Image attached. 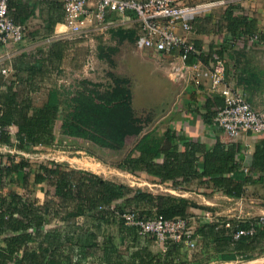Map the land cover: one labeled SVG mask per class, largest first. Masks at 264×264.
Listing matches in <instances>:
<instances>
[{"label":"trees","instance_id":"1","mask_svg":"<svg viewBox=\"0 0 264 264\" xmlns=\"http://www.w3.org/2000/svg\"><path fill=\"white\" fill-rule=\"evenodd\" d=\"M28 1L13 0L12 4L17 10ZM57 2L63 10L62 3ZM232 11L230 8L224 15L230 21L231 38L235 41L245 20L233 16ZM12 16L19 22L17 15ZM211 52L198 55L189 52L185 55L186 62L198 56L208 64ZM109 78L111 82L106 85L84 78L70 85V91L65 85H54L39 105L30 97L18 100L10 88L0 91V144L12 142L10 128L14 126L19 149L27 152L36 145L52 146L59 123L62 136L83 139L112 151L124 149L128 137L142 133L144 119L135 113L130 78L112 71ZM179 140L170 129L158 136L152 131L145 132L118 167L128 172L144 170L174 184L178 178L183 181L203 178L227 196L236 198L243 195L247 184L264 182L263 175L255 179L250 174L255 169L264 171V137L251 156L248 173L242 170L244 165L237 144L225 148L218 140L205 150L201 145L185 142L180 150ZM197 153L202 155L201 161ZM161 155L163 161L157 162ZM7 158L10 162L0 165V186L9 185L8 193L0 196V264H200L201 258L225 261L264 254L263 226H258L254 234L232 237L237 228H247L257 217L240 222L221 218L218 222L199 224L192 235H199L202 252H192L190 260L179 259L178 245L183 242L172 239L165 241L167 248L162 254H154L146 244L153 242V237L139 236L135 228L125 226L120 218L118 230L126 239L105 234L107 225L117 219L105 205L122 198L123 202L116 205L119 211L129 207L141 217L160 215L172 219L187 218L186 208L194 203L170 193L135 190L89 171L63 169L62 164L55 162L40 163L33 174V183L51 181L60 200L39 203L31 196L33 189L26 187L31 173L27 160L20 157L16 161L9 155ZM16 186L23 187L24 192H17ZM79 217L87 218L91 225L82 228ZM226 220L229 227L224 225Z\"/></svg>","mask_w":264,"mask_h":264},{"label":"crops","instance_id":"2","mask_svg":"<svg viewBox=\"0 0 264 264\" xmlns=\"http://www.w3.org/2000/svg\"><path fill=\"white\" fill-rule=\"evenodd\" d=\"M10 1V15H17V21L25 26L26 36L23 42L12 48L0 45V91L5 92L10 88L18 100L30 97L35 105H39L45 100L50 88L54 85H64L70 75H79L83 79L89 80L96 79L100 72L96 69L97 65L100 67L108 63H118L117 67H110V71L125 75L130 78V81L136 76L134 74L136 67L134 58L137 65H143V60H138V52L142 49L135 42L138 29L130 12L124 14L107 13L103 20H99L91 14L86 20L84 33L76 35L69 32L65 25L64 12L59 2L55 0H29L27 3L20 4V8L16 10L12 4L13 0ZM203 1L208 0H175L177 3L191 4ZM228 1L227 5L214 6L193 18L194 29L192 31H185L178 25L175 26L174 31L194 45V52L197 55L199 53L207 54L210 50L212 51L211 54L216 52L220 56L219 51H222L223 54L220 57L226 65L225 82L227 85L233 91L243 94L255 110H263L264 0ZM230 8L234 11H232L233 16L245 20V25L236 33L239 38L235 41H232L231 38L230 21L228 22L224 15V12ZM160 56L163 57L162 60H165L166 68L162 86L164 101L162 102L163 105L159 107V110L162 111L161 116L152 121V125L143 127L140 135L132 136V143L126 154L134 147L143 133L152 131L158 136L166 129H170L177 137L181 138L178 141L180 150L184 148L183 143L185 142L201 145L205 150L212 148L218 140L225 144V148L231 144H237L240 152L239 157L244 165L242 170L248 173L247 166L251 161V156L264 134L260 136L242 133L234 139L218 134L212 124V119L217 106L223 104V97L208 92L210 85L208 65L198 56L187 63L186 56H181L179 51ZM196 61H200V69L203 72L199 85L193 83V71L189 68ZM2 67L7 68L6 74L1 73ZM149 75L144 78L149 79L153 76ZM133 87L132 84L134 97ZM146 95L148 98L146 103H148L151 99V97L149 98L150 92H147ZM217 101L221 102L220 105ZM15 132L16 127L12 126L10 128L12 142L0 144V154L3 155L0 156V165H7L10 162L7 158L8 155L17 161L18 155H26L40 147H51L36 145L27 152L21 150L16 145ZM126 154L115 164V168L120 170V172L115 170V176L111 175V170L102 172L99 168L100 163H96V166L90 162L86 168H83L85 165L83 163L82 167L74 166L69 162L57 164H62L63 169L89 171L104 180L121 183L135 190L140 189L152 194H160V190H163L183 197L195 204L186 208L189 226L193 232L200 226L199 224L213 223L221 218H240L242 221H248L264 214V182L256 181L247 184L242 196L230 197L214 188L211 183L204 181L203 178H192L187 181L178 178L174 184L170 180H162L144 170L134 172L122 170L118 165ZM197 156L198 160L201 161L202 155L197 153ZM156 161L162 162L163 156L156 158ZM36 170L37 168L34 172ZM34 172L31 171L30 173L32 188H29L33 189L31 196L39 203L50 199L59 201L51 181L33 183ZM123 173L146 177L151 186L157 187L155 192L134 188L131 184H126L123 180ZM250 174L257 179L260 175L264 176V171L260 172L259 169H255ZM15 190L19 193L24 192V188L21 186H16ZM8 191L9 185L0 186V196L6 195ZM121 202H123L122 198L110 203L118 205ZM71 206L73 205L70 204V208ZM108 233L105 232V234ZM97 234L100 235V232ZM110 234L115 239L125 238L119 230ZM193 235L192 239L196 244L194 248H189L184 243L178 245L179 256L181 257L179 259L182 261L190 260L191 255L194 254L192 252H202V241H200L199 235L195 234L194 237ZM146 244L154 254H162L167 248L164 243L160 244L154 241ZM210 253L212 254V252ZM204 254L210 256L209 253L205 252ZM200 260V264H213L218 263V261L233 264L232 262L237 259L222 261L201 258Z\"/></svg>","mask_w":264,"mask_h":264},{"label":"built area","instance_id":"3","mask_svg":"<svg viewBox=\"0 0 264 264\" xmlns=\"http://www.w3.org/2000/svg\"><path fill=\"white\" fill-rule=\"evenodd\" d=\"M34 1V0H31ZM62 3L64 23L69 32L76 35L84 33V26L93 14L103 20L105 14L130 12L137 25L138 36L135 40L139 48L152 50L159 54H171L179 51L181 56L194 52V45L179 36L174 28L180 26L185 31H192L193 18L218 5H227L228 0H208L193 4L177 3L175 0H57ZM10 0H0V44L12 48L23 42L26 36L25 26L13 20L9 12ZM210 85L208 92L223 97V104L217 106L212 124L218 134L234 139L242 133L264 134V109L255 110L245 96L233 91L225 82L226 65L216 53L211 54L208 62ZM193 71L192 81L200 84L203 74L200 61L190 66ZM6 74L7 68L2 67ZM2 127L0 126V131ZM116 218L123 220L125 226L135 228L139 236L153 237L155 242L165 243L167 239L183 242L189 248L196 246L192 239V228L188 218L176 217L166 219L162 216L141 217L134 208L119 211L116 205H105ZM101 208V206L99 207ZM228 219V218H226ZM240 222V218H235ZM218 222V220L216 221ZM230 226L228 220L224 224ZM238 225V224H237ZM258 226L264 227V214L259 215L247 228H237L232 237L254 234Z\"/></svg>","mask_w":264,"mask_h":264},{"label":"rangeland","instance_id":"4","mask_svg":"<svg viewBox=\"0 0 264 264\" xmlns=\"http://www.w3.org/2000/svg\"><path fill=\"white\" fill-rule=\"evenodd\" d=\"M191 4V3H188ZM139 50L138 60H143V65H137L134 58V74L136 75L131 79V86L134 85V106H135V113L137 116L142 117L144 119V127L152 125V121L158 119L161 116L162 111L159 110V107L162 106V102L164 101L163 95V83H164V76L166 75V68H165V60H162L163 57L156 52H152L149 50H144L140 48ZM160 56V57H159ZM119 64L116 63H108L107 65L100 66L97 65V70H100L99 75L96 79H91L95 82H101L102 84L106 85L111 82L109 78L110 67H117ZM99 67V68H98ZM137 68V70H136ZM152 76L149 79L147 75ZM138 76V77H137ZM167 77V76H166ZM163 78V80H162ZM83 77L76 75H70L67 82L64 84L66 86V90L70 91V85L76 83L77 81L82 80ZM150 92L151 97L148 103L146 93ZM149 119V120H148ZM148 120V121H147ZM149 128V127H148ZM152 128V127H150ZM55 133L57 139L55 143L51 147H43L37 150H33L31 153L26 155H18V160L20 157H23L27 160L29 167L32 172L37 168V165L40 163H47V162H69V164H73L74 166L82 167V163L85 164L83 168L91 162L93 164L100 163V170L102 172H109L111 170L112 176H115V164H117L122 156H124L132 143V136L127 138V142L125 144L124 149L119 151H112L104 148H100L86 140L83 139H75L70 137L62 136L59 132V123L56 126ZM77 158L78 160L74 161L73 159ZM97 166V164H96ZM120 172V170H118ZM117 172V171H116ZM123 180L126 184H131L134 188H141L144 190H150L155 192L157 187L151 186L149 179L146 177H142L140 175H130L123 173ZM116 176H118L116 174ZM26 187H31L32 185V176H30L29 184H26ZM32 188V187H31ZM153 189V190H151ZM160 189V188H159ZM161 193H168V191L160 190ZM78 220L81 222L82 228H87L91 225V222L85 217H79ZM119 219L117 218L114 222H111L107 225L104 229V232H117L119 228ZM77 221V219L75 220ZM66 222L62 223L65 225ZM233 264H264V255L257 256L254 259H242L240 257L236 261L232 262ZM213 264H228L226 262L213 263Z\"/></svg>","mask_w":264,"mask_h":264}]
</instances>
